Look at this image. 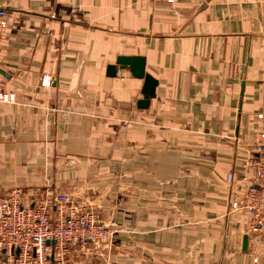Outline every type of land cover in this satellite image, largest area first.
I'll use <instances>...</instances> for the list:
<instances>
[{
  "label": "crops",
  "instance_id": "1",
  "mask_svg": "<svg viewBox=\"0 0 264 264\" xmlns=\"http://www.w3.org/2000/svg\"><path fill=\"white\" fill-rule=\"evenodd\" d=\"M0 7V89L16 95L0 99V195L81 190L113 237L71 245L69 264H256L251 218L231 201L252 181L264 112V0ZM120 55L144 56L158 80L147 107L142 78L107 74Z\"/></svg>",
  "mask_w": 264,
  "mask_h": 264
},
{
  "label": "built area",
  "instance_id": "2",
  "mask_svg": "<svg viewBox=\"0 0 264 264\" xmlns=\"http://www.w3.org/2000/svg\"><path fill=\"white\" fill-rule=\"evenodd\" d=\"M8 25V12L0 7V37ZM42 84L50 86L52 78L46 76ZM0 99L14 102L16 95L0 89ZM256 121L254 153L245 162L253 178L245 194L231 201V209L250 216L246 232L253 236L252 259L264 264V112L256 114ZM227 181H234L233 173L228 174ZM45 195L34 204H24L18 191L0 195V264H69L71 245H100L112 235L97 214L72 201L73 194L49 190ZM57 204L60 214L53 218L52 209Z\"/></svg>",
  "mask_w": 264,
  "mask_h": 264
},
{
  "label": "water",
  "instance_id": "3",
  "mask_svg": "<svg viewBox=\"0 0 264 264\" xmlns=\"http://www.w3.org/2000/svg\"><path fill=\"white\" fill-rule=\"evenodd\" d=\"M119 69H129L133 76L142 78L144 80L142 87L144 98L140 99L138 104L140 107H147L150 98L154 97L156 94L158 80L146 71V58L140 55H120L116 59L115 64L108 65L107 74L110 76H115ZM248 238V235L244 236V250L247 249Z\"/></svg>",
  "mask_w": 264,
  "mask_h": 264
},
{
  "label": "rangeland",
  "instance_id": "4",
  "mask_svg": "<svg viewBox=\"0 0 264 264\" xmlns=\"http://www.w3.org/2000/svg\"><path fill=\"white\" fill-rule=\"evenodd\" d=\"M48 191H49V190H48ZM48 191L46 190V192L43 193L44 196H46L45 194H46ZM80 191H81V190H77L76 192L72 193L73 196H72L71 198H72V201H75V203H76V202L78 203L77 198H78L79 195H81V194L79 193ZM41 198H42V197H41ZM25 204H26V203H25ZM82 206H83V209L86 208V210H88L87 207H85L84 204H83ZM87 206H88V205H87ZM91 210H92V209H91ZM91 210H88V211H91ZM92 212H93V211H92ZM93 213L97 214V212H93ZM97 215H98V214H97ZM101 223H102V222H101ZM108 227H109V229L111 230V228H110L109 225H108ZM111 232H112V230H111ZM112 237H113V232H112V235L110 236V238H109L108 240H110Z\"/></svg>",
  "mask_w": 264,
  "mask_h": 264
}]
</instances>
